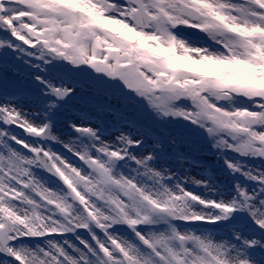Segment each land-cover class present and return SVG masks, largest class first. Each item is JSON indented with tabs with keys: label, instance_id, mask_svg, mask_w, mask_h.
<instances>
[{
	"label": "snow or ice",
	"instance_id": "snow-or-ice-1",
	"mask_svg": "<svg viewBox=\"0 0 264 264\" xmlns=\"http://www.w3.org/2000/svg\"><path fill=\"white\" fill-rule=\"evenodd\" d=\"M0 264H264V0H0Z\"/></svg>",
	"mask_w": 264,
	"mask_h": 264
}]
</instances>
